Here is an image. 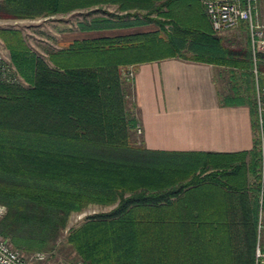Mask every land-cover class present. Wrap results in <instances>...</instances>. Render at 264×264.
I'll list each match as a JSON object with an SVG mask.
<instances>
[{
    "label": "trees",
    "instance_id": "trees-1",
    "mask_svg": "<svg viewBox=\"0 0 264 264\" xmlns=\"http://www.w3.org/2000/svg\"><path fill=\"white\" fill-rule=\"evenodd\" d=\"M84 9L96 15L83 32L131 31L47 57L19 30L0 32L24 78L0 84V234L22 253L54 252L71 215L96 204L112 208L66 239L83 264H256L257 140L229 154L150 150L122 75L172 58L250 75V43L228 46L200 0H0V17L17 19Z\"/></svg>",
    "mask_w": 264,
    "mask_h": 264
},
{
    "label": "crops",
    "instance_id": "crops-1",
    "mask_svg": "<svg viewBox=\"0 0 264 264\" xmlns=\"http://www.w3.org/2000/svg\"><path fill=\"white\" fill-rule=\"evenodd\" d=\"M62 28L65 37L69 28ZM135 70L132 103L146 148L227 154L254 148L253 97L236 89L223 92L220 85L237 79V72L243 76V70L177 58L140 64Z\"/></svg>",
    "mask_w": 264,
    "mask_h": 264
},
{
    "label": "rangeland",
    "instance_id": "rangeland-1",
    "mask_svg": "<svg viewBox=\"0 0 264 264\" xmlns=\"http://www.w3.org/2000/svg\"><path fill=\"white\" fill-rule=\"evenodd\" d=\"M257 17L260 25L264 26V0H258L257 4ZM104 8V7H103ZM106 8V7H105ZM107 9V8H106ZM114 10V8H110ZM108 10V9H107ZM89 11L87 9L75 11L68 14H57L55 16H47L35 19H17V18H9V17H0V32L6 29H16L22 33L23 38L26 43L33 49L35 52L40 54L41 56L47 57V53L51 50L58 49L63 42H70L78 38H90L93 36L99 35H115L119 34V30H102V31H89L83 32L81 24L90 21L92 17L95 15H89ZM64 21V22H63ZM61 22V23H60ZM64 23V24H63ZM65 25V27L69 28L66 30L67 36L63 37L61 28ZM63 29V28H62ZM143 30H152V26L141 28ZM221 37L224 38L225 43L235 49H244L251 41L249 31L245 24L239 26L236 29L227 30L221 33H218ZM0 51L2 54L11 62L12 66L15 67L18 74L24 80L20 72L18 71L16 65L14 64L10 51L6 47V43L3 37L0 35ZM252 51V50H251ZM253 67L250 71V75L241 76L239 72H237V79L232 80L227 83L220 84L222 87V91L224 89L233 92L232 90H237L238 93L242 95L253 97L255 101V88H256V71L258 72V80L261 82L264 80V70H260L259 63L264 62L263 59H259L257 64H255L253 55ZM127 68V67H126ZM125 69V68H124ZM228 70V69H227ZM136 71V70H135ZM24 82V81H23ZM2 84V83H0ZM225 84H229V86H225ZM234 85V87H232ZM130 86V85H129ZM131 98L129 100L133 102L132 98V89ZM134 94V92H133ZM138 138L140 139V135L138 134ZM258 150V149H257ZM259 155L257 157L258 161ZM259 167V161H258ZM258 167L257 173L254 174L250 169L248 171L249 181L252 186L257 187V179H258ZM257 190V189H256ZM258 196V194H257ZM4 208L3 213L0 214V217L4 215L6 212V207L0 205ZM112 207H106L102 205L91 204L86 207L82 212H75L71 215L68 225L60 237L57 248L54 252H46V251H34L31 253L23 254L26 256L28 264H83L81 259L74 252L72 247L67 244L66 239L70 229L80 226L86 217L89 215L108 211ZM264 223V220H263ZM260 222L258 220L257 226V244L264 250V227L260 228ZM1 235V234H0ZM11 242V241H10ZM36 253H45L47 255L46 261H39L35 258Z\"/></svg>",
    "mask_w": 264,
    "mask_h": 264
},
{
    "label": "built area",
    "instance_id": "built-area-1",
    "mask_svg": "<svg viewBox=\"0 0 264 264\" xmlns=\"http://www.w3.org/2000/svg\"><path fill=\"white\" fill-rule=\"evenodd\" d=\"M205 7L212 28L215 32L221 33L227 30L236 29L245 24L249 31L252 55L257 64L259 59L264 60V26L260 25L257 17L258 0H200ZM256 71L255 88V135L259 153L258 167V205L260 228L264 227V80H258ZM123 77L133 82L136 71L134 66H128L122 70ZM22 78L11 62L0 51V83L20 84ZM138 133L141 128L138 126ZM4 208L0 206V214ZM256 264H264V250L257 244ZM35 258L39 261H46L45 253H36ZM0 264H28L26 256L14 248L10 240L0 235Z\"/></svg>",
    "mask_w": 264,
    "mask_h": 264
}]
</instances>
